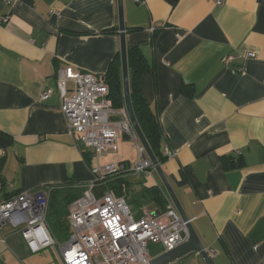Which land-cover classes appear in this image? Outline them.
Masks as SVG:
<instances>
[{"label":"crops","instance_id":"obj_1","mask_svg":"<svg viewBox=\"0 0 264 264\" xmlns=\"http://www.w3.org/2000/svg\"><path fill=\"white\" fill-rule=\"evenodd\" d=\"M123 4L127 48L139 47L151 64L137 88L159 117L161 166L178 201L205 248L217 252L213 264H264V0ZM116 59L117 0H0V203L50 185L83 186L95 164L136 159L127 137L118 152L96 158L61 109L60 69L103 77ZM45 90L51 96L41 100ZM229 155L240 165L226 167ZM120 176L133 194L159 186L169 196L156 170ZM0 264L59 262L51 247L33 252L20 230L0 221Z\"/></svg>","mask_w":264,"mask_h":264},{"label":"built area","instance_id":"obj_2","mask_svg":"<svg viewBox=\"0 0 264 264\" xmlns=\"http://www.w3.org/2000/svg\"><path fill=\"white\" fill-rule=\"evenodd\" d=\"M2 1L8 4L14 0ZM216 1L223 4L226 0ZM2 21L8 23L9 18L6 16ZM246 55L255 54L250 51ZM70 81L74 83L71 92ZM58 89L69 132L78 135L96 158L118 152L120 143L127 137L136 149V159L129 166L122 160L92 166L93 179L83 185L82 195L69 205L70 236L63 243L56 242L47 224L50 188L21 192L4 200L0 203V221L20 230L33 252L51 247L59 264H152L155 256L189 241L191 220L182 218L169 196L165 210L144 206L137 215L124 196L112 190H100L113 174L125 172L141 176L155 170L125 104L117 108L109 99L105 79L68 67L58 71ZM50 96L51 90H45L40 98L48 100ZM167 155L173 157L175 153L167 150ZM150 245H158L159 250L152 254ZM206 251L211 259L217 254L211 248ZM195 255L202 259L200 253Z\"/></svg>","mask_w":264,"mask_h":264},{"label":"trees","instance_id":"obj_3","mask_svg":"<svg viewBox=\"0 0 264 264\" xmlns=\"http://www.w3.org/2000/svg\"><path fill=\"white\" fill-rule=\"evenodd\" d=\"M127 53L132 106L138 123L150 147L160 164H163L167 157L161 152L163 132L159 117L151 109L137 88V81L146 71H148L151 64L144 56L141 49L137 46L128 48ZM103 77L109 87V99L112 101L114 107L118 108L123 106L125 104V99L121 76V62L119 59L114 60L110 64L108 71L103 75ZM182 92L188 95H191L192 93L191 88L187 85L182 86ZM86 153L87 152L84 150L85 155H87ZM5 160V155H0L1 185L4 184L5 180L2 173ZM224 162L226 163V167L230 168L239 166L241 160L239 157L229 155L224 157ZM122 173L123 172L113 174L106 181V183L102 185L100 190L113 189L118 196H124L129 205L133 207V211L135 212L136 209L139 214H141L142 208L146 204H152L159 211H163L167 208L168 198L161 187L143 186L142 190L138 194H133L127 186L125 177L120 176ZM123 185H125V187ZM49 188L50 192L47 206V222L54 234L56 242L63 243L70 236V227L66 222L69 204L74 199L82 195L84 187L82 185L78 186L73 183H68L63 185H50Z\"/></svg>","mask_w":264,"mask_h":264},{"label":"water","instance_id":"obj_4","mask_svg":"<svg viewBox=\"0 0 264 264\" xmlns=\"http://www.w3.org/2000/svg\"><path fill=\"white\" fill-rule=\"evenodd\" d=\"M118 1V12H119V29H120V39H121V64H122V78H123V92H124V99H125V106L128 111L129 118L131 120L132 126L139 137L141 143L146 148V152L148 156L150 157L156 172L158 173L164 188L166 189V192L168 193L169 197L172 199L174 204L176 205L179 213L181 214L182 218L184 220H189L187 214L185 213L183 207L181 206L180 202L178 201V198L176 197V194L166 176L164 173V170L158 161L157 157L155 156L152 148L150 147L139 123L136 118L133 106H132V100H131V90H130V78H129V65H128V48H127V42H126V29L124 24V4L123 0H117ZM81 148H85L84 144L80 142ZM191 237L189 241L186 243L178 246L177 248L162 253L158 256H155L152 260V264H168L172 261L179 260L185 256L200 253L203 261L205 264H213L212 259L208 256V253L206 251V248L202 241L200 240L198 234L194 230L191 222L188 224Z\"/></svg>","mask_w":264,"mask_h":264},{"label":"rangeland","instance_id":"obj_5","mask_svg":"<svg viewBox=\"0 0 264 264\" xmlns=\"http://www.w3.org/2000/svg\"><path fill=\"white\" fill-rule=\"evenodd\" d=\"M133 209V207H131ZM150 249H151V253L154 254L156 253L158 250H159V246L158 245H150ZM186 258V260H184ZM192 261H199L203 264V260L196 256L195 254H192V255H188V256H185L179 260H177L178 264H182L183 262H192Z\"/></svg>","mask_w":264,"mask_h":264}]
</instances>
